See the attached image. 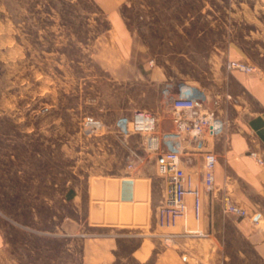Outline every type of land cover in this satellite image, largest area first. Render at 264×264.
<instances>
[{
  "label": "rangeland",
  "instance_id": "374dc122",
  "mask_svg": "<svg viewBox=\"0 0 264 264\" xmlns=\"http://www.w3.org/2000/svg\"><path fill=\"white\" fill-rule=\"evenodd\" d=\"M228 60L252 65L245 74L264 84V0H0V264H82L83 241L105 234L119 235L112 264H264L221 205L213 209L224 248H192L207 242L204 232L165 242L158 226L145 238L87 218L114 219L112 203L95 202L116 197L107 181L128 173L153 176L150 200L160 205L164 180L145 136L121 134L117 119L141 108L164 130L165 78L195 84L223 109ZM87 115L102 123L91 135ZM230 197L264 230L263 193ZM142 241L154 245L147 261L130 256Z\"/></svg>",
  "mask_w": 264,
  "mask_h": 264
},
{
  "label": "crops",
  "instance_id": "0c3cea01",
  "mask_svg": "<svg viewBox=\"0 0 264 264\" xmlns=\"http://www.w3.org/2000/svg\"><path fill=\"white\" fill-rule=\"evenodd\" d=\"M233 83H227L228 92L223 98L224 108H219L217 104L212 105V101L204 90L195 84H189L201 91L205 96V105L211 106L217 110L219 116L223 118L222 132L211 141H208V147L217 157L215 167L214 183L210 188L202 192L201 217L197 223L192 218L189 219V227L198 228L206 233L205 244L203 242L195 243L192 248H224L217 233L220 231L218 218L220 213L214 211V207L221 205L222 198L230 195H244L249 189L259 190L264 194V161L258 163L249 155L251 150L256 151L258 157L264 160V84L257 76H248L245 72L233 71ZM172 83L170 78L164 79V85ZM174 84V83H172ZM246 92L252 95L253 100L246 99ZM232 99V100H231ZM165 103V99H164ZM257 105L259 109L253 110L251 107ZM171 128L170 121L164 125L165 130ZM189 152L183 154L184 167L186 171L193 174L195 180H201L202 157L200 153H192L189 158ZM123 178H131L139 184V196H144L141 200L134 195L131 203V221L121 222V203L120 200V181ZM113 179L119 182L108 180L114 184L116 197L107 199V201L98 200L97 204L112 203L115 207L114 219L110 222L108 214L101 212L97 220L93 218L91 210L88 212V222L90 225L108 226L113 228L127 229L140 228V235L148 237L145 232L152 227L157 229L155 224V210L150 200V189L153 176L137 175L130 173L124 174ZM245 192V193H244ZM231 198V197H230ZM105 200V199H104ZM91 205V204H90ZM226 218L235 224H239L243 234L252 243L254 248L260 249L264 254V230L257 228L253 221L248 218L240 219L230 215ZM86 218V219H87ZM258 223V217L254 218ZM164 231H181L180 225L164 228ZM190 235L188 237H192ZM119 235L105 234L102 237H88L82 243V264H112L115 259L114 250L116 249V240ZM195 238V237H194ZM144 240V239H143ZM207 243V244H206ZM149 248V249H148ZM154 245H148L142 241L138 247L130 252V256L138 261H147L152 258ZM171 252L164 251V256ZM156 262L159 261L155 258ZM165 264V263H164Z\"/></svg>",
  "mask_w": 264,
  "mask_h": 264
},
{
  "label": "built area",
  "instance_id": "2783aa9c",
  "mask_svg": "<svg viewBox=\"0 0 264 264\" xmlns=\"http://www.w3.org/2000/svg\"><path fill=\"white\" fill-rule=\"evenodd\" d=\"M225 69L251 72L254 67L241 60H228ZM161 96L169 108V130H159L156 113L136 108L129 115L117 119V128L121 134H143V149L154 155V164L158 174L164 180L163 196L155 210V224L160 228L181 226V231H162L158 236L170 241L176 236L199 235L198 228L189 227V219L197 223L201 217L202 192L214 183L217 157L208 147V139L222 132L223 120L216 109L205 105V96L198 88L185 82L167 83L161 89ZM83 133L94 134L102 123L94 116H84L81 122ZM180 128L184 134L180 133ZM204 136L206 139L199 141ZM183 142H188L187 149ZM199 152L202 157L201 180H195L193 174L184 167L183 154ZM249 155L258 163L264 160L251 150ZM135 161H129L126 168H132ZM222 212L235 218H246L248 211L229 196L221 201Z\"/></svg>",
  "mask_w": 264,
  "mask_h": 264
},
{
  "label": "water",
  "instance_id": "95a60500",
  "mask_svg": "<svg viewBox=\"0 0 264 264\" xmlns=\"http://www.w3.org/2000/svg\"><path fill=\"white\" fill-rule=\"evenodd\" d=\"M134 181L131 178H123L120 181L121 222L131 221V202L133 200Z\"/></svg>",
  "mask_w": 264,
  "mask_h": 264
},
{
  "label": "trees",
  "instance_id": "16d2710c",
  "mask_svg": "<svg viewBox=\"0 0 264 264\" xmlns=\"http://www.w3.org/2000/svg\"><path fill=\"white\" fill-rule=\"evenodd\" d=\"M72 191V190H71ZM72 193V192H71Z\"/></svg>",
  "mask_w": 264,
  "mask_h": 264
}]
</instances>
